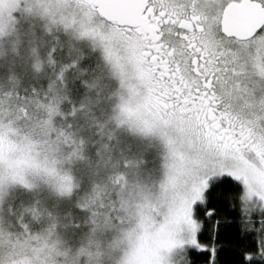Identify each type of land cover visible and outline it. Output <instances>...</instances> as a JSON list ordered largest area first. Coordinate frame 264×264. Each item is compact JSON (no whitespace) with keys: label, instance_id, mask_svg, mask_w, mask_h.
<instances>
[{"label":"snow or ice","instance_id":"obj_1","mask_svg":"<svg viewBox=\"0 0 264 264\" xmlns=\"http://www.w3.org/2000/svg\"><path fill=\"white\" fill-rule=\"evenodd\" d=\"M0 264H264V0H0Z\"/></svg>","mask_w":264,"mask_h":264}]
</instances>
